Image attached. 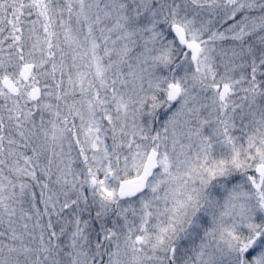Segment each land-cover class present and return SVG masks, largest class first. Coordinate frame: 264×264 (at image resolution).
Returning a JSON list of instances; mask_svg holds the SVG:
<instances>
[{
  "label": "snow or ice",
  "instance_id": "snow-or-ice-1",
  "mask_svg": "<svg viewBox=\"0 0 264 264\" xmlns=\"http://www.w3.org/2000/svg\"><path fill=\"white\" fill-rule=\"evenodd\" d=\"M0 264H264V0H0Z\"/></svg>",
  "mask_w": 264,
  "mask_h": 264
}]
</instances>
